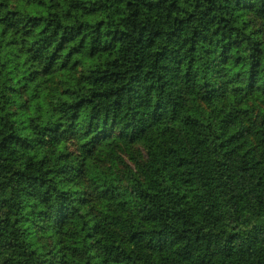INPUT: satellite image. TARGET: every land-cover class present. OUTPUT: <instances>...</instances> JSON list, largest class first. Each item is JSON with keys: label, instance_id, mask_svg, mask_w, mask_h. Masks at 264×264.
Here are the masks:
<instances>
[{"label": "trees", "instance_id": "16d2710c", "mask_svg": "<svg viewBox=\"0 0 264 264\" xmlns=\"http://www.w3.org/2000/svg\"><path fill=\"white\" fill-rule=\"evenodd\" d=\"M0 264H264V0H0Z\"/></svg>", "mask_w": 264, "mask_h": 264}]
</instances>
